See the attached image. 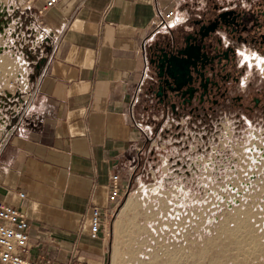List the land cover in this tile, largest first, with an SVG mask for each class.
Listing matches in <instances>:
<instances>
[{
    "label": "crops",
    "instance_id": "obj_1",
    "mask_svg": "<svg viewBox=\"0 0 264 264\" xmlns=\"http://www.w3.org/2000/svg\"><path fill=\"white\" fill-rule=\"evenodd\" d=\"M186 1L194 0H61L44 15L48 40L60 38L61 46L40 80L42 43L26 45L20 37L0 48V135L25 93L37 83L39 89L0 156V199L26 213L31 258L104 262V252L86 239L91 210L109 206L114 172L129 180L146 133L136 109L147 50L169 29L158 26L161 14L175 8L170 28L177 27Z\"/></svg>",
    "mask_w": 264,
    "mask_h": 264
},
{
    "label": "rangeland",
    "instance_id": "obj_2",
    "mask_svg": "<svg viewBox=\"0 0 264 264\" xmlns=\"http://www.w3.org/2000/svg\"><path fill=\"white\" fill-rule=\"evenodd\" d=\"M28 1L0 0V48L21 37L26 45L42 43L46 53L50 35L45 22L30 15ZM143 110L136 109V119L152 138L151 117ZM199 133L192 132L185 150L154 139L152 148L161 151L157 162L145 161L137 176L130 173L104 234L86 238L104 252L98 263L264 264V124L227 120ZM148 141L144 137L140 147ZM182 154L188 178L169 177L171 162Z\"/></svg>",
    "mask_w": 264,
    "mask_h": 264
},
{
    "label": "flooded vegetation",
    "instance_id": "obj_3",
    "mask_svg": "<svg viewBox=\"0 0 264 264\" xmlns=\"http://www.w3.org/2000/svg\"><path fill=\"white\" fill-rule=\"evenodd\" d=\"M180 7L182 22L147 50L137 106L151 113L149 140H171L185 150L192 132L222 121L264 124V0H194ZM150 142L133 160L132 177L143 162L159 159ZM171 163L169 177L186 180L187 162Z\"/></svg>",
    "mask_w": 264,
    "mask_h": 264
},
{
    "label": "built area",
    "instance_id": "obj_4",
    "mask_svg": "<svg viewBox=\"0 0 264 264\" xmlns=\"http://www.w3.org/2000/svg\"><path fill=\"white\" fill-rule=\"evenodd\" d=\"M60 1L61 0H29L27 9L30 11V15L34 17L39 24H42L44 23V15ZM176 15L177 10L175 8L161 14L158 26L164 28L172 27L175 25L174 19ZM42 38L43 35L36 38V41L38 42ZM60 46V38L51 39V47L45 55L41 68L42 70L40 69L39 80L42 78V75L47 72L48 63L56 56ZM10 84L13 85L14 82L10 81ZM38 93V83L25 93L20 108L14 114L13 123L6 129L3 135H0V156L3 149L8 145L11 137L22 130L30 112L34 108ZM146 137L147 140L151 137L149 132L145 133V138ZM151 140L150 147L152 148V145L156 144V139ZM187 158V154H182V161L187 162ZM127 189L128 184L123 183L121 174L119 172H114L109 183V206L106 207V209H102L100 206H94L91 210L89 228V235L91 238L99 239L101 237V232L105 230L108 217L111 214V207L119 205ZM19 195L24 197L25 192H20ZM30 227L31 224L26 213L22 209L0 199V264H56L48 259L41 261L30 257Z\"/></svg>",
    "mask_w": 264,
    "mask_h": 264
},
{
    "label": "bare ground",
    "instance_id": "obj_5",
    "mask_svg": "<svg viewBox=\"0 0 264 264\" xmlns=\"http://www.w3.org/2000/svg\"><path fill=\"white\" fill-rule=\"evenodd\" d=\"M132 201H133V198L130 196L129 198H128V200H127V202H126V204L124 205V207H123V209H125L126 207H128L131 203H132ZM128 209V208H127ZM120 222L118 221V220H116V222H115V224H114V227H115V231H118L119 229H120V227H119V224ZM115 250V249H114ZM115 254H118V252L117 253H115ZM113 259H114V257H113ZM115 260V259H114ZM114 264H116V263H114Z\"/></svg>",
    "mask_w": 264,
    "mask_h": 264
}]
</instances>
